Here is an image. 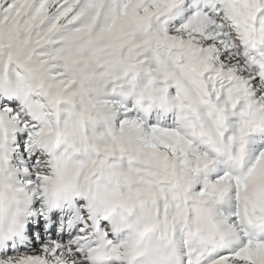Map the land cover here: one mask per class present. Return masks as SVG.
<instances>
[{
    "label": "clouds",
    "instance_id": "9594fccd",
    "mask_svg": "<svg viewBox=\"0 0 264 264\" xmlns=\"http://www.w3.org/2000/svg\"><path fill=\"white\" fill-rule=\"evenodd\" d=\"M0 264H264V0H0Z\"/></svg>",
    "mask_w": 264,
    "mask_h": 264
},
{
    "label": "rangeland",
    "instance_id": "374dc122",
    "mask_svg": "<svg viewBox=\"0 0 264 264\" xmlns=\"http://www.w3.org/2000/svg\"><path fill=\"white\" fill-rule=\"evenodd\" d=\"M53 219H55V216H53ZM35 227V230L37 231L38 234H42L44 236H47L48 234H51L53 237L55 236V225H51L48 229V233L45 232L44 230V221L40 218H37V222L36 224L33 225ZM31 239L33 241H31L32 246L36 247L39 245V243L41 242V239L36 236V237H31Z\"/></svg>",
    "mask_w": 264,
    "mask_h": 264
},
{
    "label": "bare ground",
    "instance_id": "6f19581e",
    "mask_svg": "<svg viewBox=\"0 0 264 264\" xmlns=\"http://www.w3.org/2000/svg\"><path fill=\"white\" fill-rule=\"evenodd\" d=\"M35 233V235H33ZM30 237H36V236H38L40 239H41V242L45 239L42 235H40V234H38V233H36V231L34 230V229H32L31 231H30V229H29V234H28ZM31 241H33L32 239H31Z\"/></svg>",
    "mask_w": 264,
    "mask_h": 264
}]
</instances>
